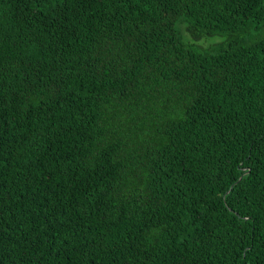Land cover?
I'll return each mask as SVG.
<instances>
[{"label": "trees", "instance_id": "16d2710c", "mask_svg": "<svg viewBox=\"0 0 264 264\" xmlns=\"http://www.w3.org/2000/svg\"><path fill=\"white\" fill-rule=\"evenodd\" d=\"M0 264H264V0H0Z\"/></svg>", "mask_w": 264, "mask_h": 264}, {"label": "rangeland", "instance_id": "374dc122", "mask_svg": "<svg viewBox=\"0 0 264 264\" xmlns=\"http://www.w3.org/2000/svg\"><path fill=\"white\" fill-rule=\"evenodd\" d=\"M183 35H184V38L186 40L192 41L191 37L187 33L184 32ZM217 40H219V38L212 39L211 41L205 40V42L200 41V42H198V44H200L202 46H207V45H209L210 42L212 43V42L217 41Z\"/></svg>", "mask_w": 264, "mask_h": 264}]
</instances>
